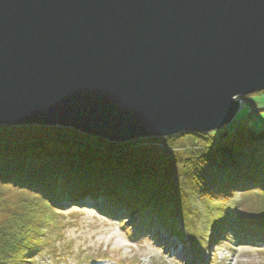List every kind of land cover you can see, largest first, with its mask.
<instances>
[{
	"label": "water",
	"instance_id": "water-1",
	"mask_svg": "<svg viewBox=\"0 0 264 264\" xmlns=\"http://www.w3.org/2000/svg\"><path fill=\"white\" fill-rule=\"evenodd\" d=\"M264 91V0H0V126L120 145L233 123Z\"/></svg>",
	"mask_w": 264,
	"mask_h": 264
},
{
	"label": "trees",
	"instance_id": "trees-1",
	"mask_svg": "<svg viewBox=\"0 0 264 264\" xmlns=\"http://www.w3.org/2000/svg\"><path fill=\"white\" fill-rule=\"evenodd\" d=\"M246 109L248 114L255 111L249 106ZM254 118L253 124L237 123L234 130H230L231 134L218 130L208 134L175 135L193 140L194 145L187 147L191 151L185 152L182 159L175 153H164L155 171L138 160L126 159L128 145L108 144L74 131L35 144L4 145L0 141V184L20 188L31 201L22 200L25 214L19 216V228L38 223L26 241L28 245L24 246L25 240L16 235L0 240V262L8 263L11 258L17 263L18 258L27 254H23L22 248L28 249L31 245L36 246L32 254L38 255L39 248H44L38 236L45 234L41 228L45 217L57 208L84 202L83 198L92 200L93 207L109 217L128 216L126 218L135 221L137 232L150 233L157 223L165 228L171 217L168 214L172 215L168 213L170 208L173 213L181 214L185 207H191L177 182L174 181L172 189L167 184L166 172L172 175L174 168L170 166L174 164H182L183 174L191 177L192 187L194 183L200 198L212 197V184L219 189L222 198L234 189H250L249 192L260 195L264 202V117L260 121ZM159 140L160 144L166 141ZM166 145L168 149L175 148L172 144ZM34 214L43 216L41 223L33 221ZM263 218L264 211L258 220L226 221L214 229L215 236L218 238L230 230L241 242L264 243ZM172 222L175 233V221ZM45 223L52 224V220Z\"/></svg>",
	"mask_w": 264,
	"mask_h": 264
},
{
	"label": "rangeland",
	"instance_id": "rangeland-1",
	"mask_svg": "<svg viewBox=\"0 0 264 264\" xmlns=\"http://www.w3.org/2000/svg\"><path fill=\"white\" fill-rule=\"evenodd\" d=\"M241 98L244 106L237 116V121L221 129L229 134L239 122L253 124L254 117L258 121L264 117V111H258L259 108H264V91ZM247 106L255 108V111L248 114ZM4 127L0 129V141L4 145L35 144L55 138L64 132H72L70 128L57 126ZM159 138H142L125 142L123 145L129 146L126 159L131 162L138 160L149 170L155 171L164 153L172 152L182 159L185 152L191 151L187 147L194 145L193 140L183 135L163 137L162 139L166 141L161 144ZM169 139L173 140L169 142ZM166 144H172L175 148L168 149ZM181 165L170 166L174 168V172L172 171V175L170 171L166 172L167 184L172 189L174 181L177 182L179 190L191 207L190 209L188 206L185 207L181 214L173 213L170 208L168 213L172 212V215L168 214L171 216L166 225L168 230L157 223L151 228L153 230L150 233L137 232L135 221L126 218L128 216L109 217L97 211L90 202L92 200L83 198L84 202L70 203L71 205L65 208H57L51 212L49 217H45V222L52 220V224L49 225H45V222L42 225L43 216L34 214L33 221L38 220L45 232L44 235L38 236L44 248L38 247V255L32 254L35 245L29 246L28 249L22 248L23 254L24 252L27 254L18 258L17 263L8 258L10 259L8 263L0 262V264H264V243L241 242L230 230L224 231L225 235L216 238L214 230L224 222L236 218L258 220L261 212L264 211L262 197L249 192L250 189H234L222 198L219 189L211 184L212 197L200 198V195L196 194L194 183L195 188L192 187L191 177L183 174ZM179 175L182 177L178 180ZM10 185L0 184V197L2 196L0 240L16 235L25 240V246L28 245L26 241L32 236L31 233L38 223L28 224L22 230L19 228V216L25 214L23 209L25 202L22 200L31 201L28 199V194ZM37 211L39 212V209ZM172 220L175 221V233L171 228Z\"/></svg>",
	"mask_w": 264,
	"mask_h": 264
},
{
	"label": "bare ground",
	"instance_id": "bare-ground-1",
	"mask_svg": "<svg viewBox=\"0 0 264 264\" xmlns=\"http://www.w3.org/2000/svg\"><path fill=\"white\" fill-rule=\"evenodd\" d=\"M158 236V235H157ZM161 237H162V235H160ZM172 236V235H171ZM166 238H168L167 236H165ZM173 237V236H172ZM162 238H164V237H162ZM168 246H170V244H168ZM176 253H177V251H176Z\"/></svg>",
	"mask_w": 264,
	"mask_h": 264
}]
</instances>
